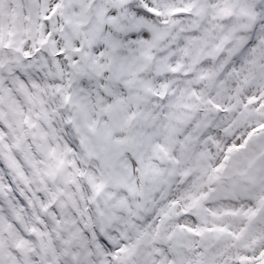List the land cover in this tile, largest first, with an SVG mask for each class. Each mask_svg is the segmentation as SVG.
Masks as SVG:
<instances>
[{
  "label": "snow or ice",
  "instance_id": "1",
  "mask_svg": "<svg viewBox=\"0 0 264 264\" xmlns=\"http://www.w3.org/2000/svg\"><path fill=\"white\" fill-rule=\"evenodd\" d=\"M0 264H264V0H0Z\"/></svg>",
  "mask_w": 264,
  "mask_h": 264
}]
</instances>
